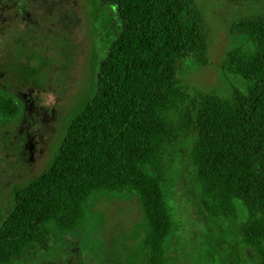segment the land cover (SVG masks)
<instances>
[{
	"label": "trees",
	"instance_id": "1",
	"mask_svg": "<svg viewBox=\"0 0 264 264\" xmlns=\"http://www.w3.org/2000/svg\"><path fill=\"white\" fill-rule=\"evenodd\" d=\"M112 1L120 30L100 64L96 93L71 120L48 168L17 187L0 223V264L74 233L100 193L138 200L142 252L148 264H170L178 231L172 170L189 145V191L208 231L207 261L264 264V17L233 23L239 42L219 69L241 77L244 88L221 97L185 82L190 61L210 62V33L196 0ZM20 112L0 92V119Z\"/></svg>",
	"mask_w": 264,
	"mask_h": 264
},
{
	"label": "rangeland",
	"instance_id": "2",
	"mask_svg": "<svg viewBox=\"0 0 264 264\" xmlns=\"http://www.w3.org/2000/svg\"><path fill=\"white\" fill-rule=\"evenodd\" d=\"M210 33V62L190 61L184 73L191 90L227 97L244 88L241 77L220 73L219 64L239 40L233 23L264 17V0H196ZM112 0H0V92L21 106L0 119V223L15 203L17 187L52 163L73 117L96 93L101 62L119 28ZM243 82V83H242ZM190 145L172 170L169 204L178 231L170 264H212L204 253L208 231L189 191ZM146 222L137 199L94 196L81 227L57 234L44 250L31 249L15 264H148L142 252Z\"/></svg>",
	"mask_w": 264,
	"mask_h": 264
}]
</instances>
